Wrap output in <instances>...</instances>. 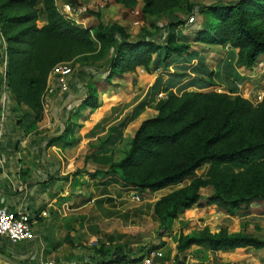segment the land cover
I'll use <instances>...</instances> for the list:
<instances>
[{
    "label": "trees",
    "instance_id": "trees-1",
    "mask_svg": "<svg viewBox=\"0 0 264 264\" xmlns=\"http://www.w3.org/2000/svg\"><path fill=\"white\" fill-rule=\"evenodd\" d=\"M66 1L80 7L85 0ZM145 1V10L152 11L155 0ZM41 2L47 24L39 28L36 7ZM257 8L264 12V0L212 4L207 10L216 20L209 29L199 33L197 41L230 48L236 51L237 67L253 68L264 55V13L260 21L255 20L253 12ZM186 14L188 19L171 12L169 16L176 20L169 19L167 25L157 28V33L144 29L134 37L119 23H100L93 32L82 28L58 10L56 0H0V26L7 44L11 91L20 104L35 113L36 121H40L49 75L56 65L69 59L64 49L77 47L80 49L77 55L88 56L90 53L86 50L94 48L96 40L102 46V53L87 59H102L110 54L105 70L99 72L90 66L85 69V76L77 79L82 88V107L78 110L89 105L95 110L103 80H111L121 72L138 67L150 70L157 54L162 55L164 65L175 56L191 55L192 43L180 42L176 27L190 23L191 17L198 18L199 11L190 4ZM166 28L169 35L165 43L159 44V34ZM203 78L206 84L212 85L210 78ZM156 108L157 115L144 120L133 136L121 139L110 155L96 157L100 161L106 158L107 166L92 170L91 176H117L125 186L143 190H160L190 180L186 186L155 202L154 214L160 222L161 236L171 228L181 211L199 202L202 188L212 186L214 194L210 200L229 213L244 204L264 200V173L261 171L264 166V99L254 104L232 92L186 90L176 93L172 90L159 100ZM137 109L138 113L143 110L141 105ZM72 131L71 124L67 125L59 139L69 140ZM206 165L204 175H199L198 171ZM196 244L208 245L213 250L260 249L264 248V239L242 232L231 233L227 229L217 233L204 229L183 235L178 251L185 252ZM115 260L128 259L118 256Z\"/></svg>",
    "mask_w": 264,
    "mask_h": 264
},
{
    "label": "crops",
    "instance_id": "crops-1",
    "mask_svg": "<svg viewBox=\"0 0 264 264\" xmlns=\"http://www.w3.org/2000/svg\"><path fill=\"white\" fill-rule=\"evenodd\" d=\"M6 58L0 26V207L28 212L34 223L33 235L24 241L15 243L0 236V264H109L118 256L128 260L142 257L153 241L152 224H137V211L129 206L135 201L133 192L127 203L128 194L100 185L101 180L111 181L116 176H91V171L101 169L94 161L97 156L111 154L121 139L135 134L150 118L148 111L138 113L134 107L114 115L113 124L123 131L91 149L89 142L98 130L88 123L111 117V113L77 110L80 84L71 80L68 92L45 100L43 117L37 122L35 113L20 104L11 91ZM163 75L157 91L214 90L199 74L188 76L191 82L186 73H173L172 79ZM70 124L74 130L70 141L59 139ZM97 187L102 189L95 190Z\"/></svg>",
    "mask_w": 264,
    "mask_h": 264
},
{
    "label": "rangeland",
    "instance_id": "rangeland-1",
    "mask_svg": "<svg viewBox=\"0 0 264 264\" xmlns=\"http://www.w3.org/2000/svg\"><path fill=\"white\" fill-rule=\"evenodd\" d=\"M233 1L234 0H155L152 11L147 12L145 10V0H110L104 8L100 6L101 0H85L84 4L80 7L73 6L66 0H56L58 10L65 17L71 19L76 25L82 28H88L93 32L100 23L105 25L119 23L126 26L134 37L144 29H148V31L152 33H157L158 27L167 25L171 19L176 20L173 16L172 18L169 16L171 12L177 15L182 14L184 15L183 18L188 19L186 12L190 4H194L199 11L198 18H196L195 22L176 27L178 40L180 42L192 43L191 55L175 56L167 65H164L162 63V55L157 54L150 70L144 67H138L134 71L121 72L112 77L111 80H103L98 95L97 109L93 110L94 107L92 105H89L87 108H82L85 112L87 111L86 113L95 112L99 114L103 112L106 113L107 111L111 113V117H103L96 123H88L89 126H93L98 130V135L89 142V147L91 149L107 143L108 139L114 135L115 132L119 133L123 131L118 124H113L112 118L114 115L117 116L123 112L126 113L128 110L138 107L139 105H141L143 111H148L146 116L150 118L156 113L154 110H157L156 106L159 100L166 97L169 92L172 91L170 89L165 90V88L157 91L156 85H159V87L161 86L164 73L168 74L167 76L172 79L171 74L184 72L187 74L185 76L188 81H190L188 76L193 77V75L196 76L199 74L201 77L210 78V82H212L213 86L210 87L211 89L219 92L240 94L254 104H259L263 101L264 55L260 56L253 68L237 67L235 65L236 51L223 47L220 44L208 45L197 41L199 33L209 29L212 25L211 23L216 20V16L209 12L207 7L215 3L230 4ZM36 9L38 15L37 25L39 28H42L47 24V15L44 11L43 3H39ZM262 13L264 12L259 8L255 9L253 12L255 20L260 21ZM168 35L169 28L163 29L159 34L160 40L158 43H165ZM87 49H89L86 50L88 51L87 53H90L88 56L77 55L80 50L77 47L64 49L65 54L69 56V59L65 60L64 63L71 65L73 69V74L69 78L70 88L71 80H81L82 76H85V69H88V67H94V69L99 72H104L105 70L106 60L110 54L102 59H87L96 57L100 52L102 53V46L96 40L94 48ZM231 69L235 71L231 72ZM51 80L50 82L49 75L48 84L43 94L44 108L46 107L45 100L51 97L49 93L50 83L54 85V80ZM80 89L82 90V88ZM58 94L61 93L58 91ZM81 101L78 107H76L77 110L82 105ZM96 114L93 115L94 118ZM72 136L76 137V134L73 133ZM115 136L117 137L119 134H115ZM105 155L108 156L110 154ZM104 160H106V158ZM104 160L100 161L94 159L101 168L107 166H105ZM207 168L208 165L204 166L198 171V174L204 175ZM261 171L264 173V166H261ZM119 179L120 178L117 177L111 181L101 180L100 185L104 186L106 189H120L125 192L128 194V196L125 197L127 203H129V196H131L133 192L131 199L133 198L135 201L130 202L129 206L134 207L132 210L137 211V224L141 226L148 224V227L152 224L150 231L153 236V241L146 246L147 250L145 254L160 246V248L165 250L170 264H264V248L247 247L236 250L228 248L213 250L208 245L196 244L185 252L178 251L179 241L183 235L187 236L199 233L204 229H209L212 233H217L221 229H227L231 233L242 232L259 239H264V200L244 204L234 213H229L225 207L219 206L218 203L210 200V197L214 194V188L212 186L202 188V198L199 202L191 208L181 211L174 219L171 228L161 236L160 222L156 219L154 214L155 202L176 189L186 186L190 183V180L187 179L178 185H172L160 190H143L125 186L123 181ZM101 187H97L98 189L95 188V190L100 191L102 189ZM134 197L138 198L136 199ZM126 208H128V204ZM137 252L139 253L141 250L138 248Z\"/></svg>",
    "mask_w": 264,
    "mask_h": 264
},
{
    "label": "built area",
    "instance_id": "built-area-1",
    "mask_svg": "<svg viewBox=\"0 0 264 264\" xmlns=\"http://www.w3.org/2000/svg\"><path fill=\"white\" fill-rule=\"evenodd\" d=\"M110 0H101L100 6L106 7ZM195 17L189 19L190 23L195 22ZM6 58V64H7ZM73 74L71 65L67 63H59L54 67L50 74L51 79L54 80V85L50 83L49 93L52 95L58 93H66L70 89L69 78ZM1 139V128H0ZM138 198V197H134ZM34 219L30 213L25 211H9L0 207V236L6 237L12 242H21L29 239L33 235ZM47 264H54L49 262ZM109 264H170L167 259V254L163 248H155L147 254L135 260L117 261L113 260Z\"/></svg>",
    "mask_w": 264,
    "mask_h": 264
}]
</instances>
